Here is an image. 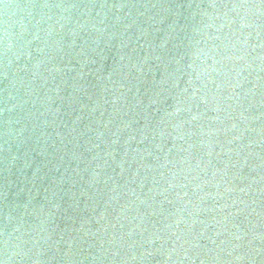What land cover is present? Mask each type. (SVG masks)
<instances>
[{
	"label": "water",
	"instance_id": "obj_1",
	"mask_svg": "<svg viewBox=\"0 0 264 264\" xmlns=\"http://www.w3.org/2000/svg\"><path fill=\"white\" fill-rule=\"evenodd\" d=\"M9 207L28 264H264V0H0Z\"/></svg>",
	"mask_w": 264,
	"mask_h": 264
},
{
	"label": "clouds",
	"instance_id": "obj_2",
	"mask_svg": "<svg viewBox=\"0 0 264 264\" xmlns=\"http://www.w3.org/2000/svg\"><path fill=\"white\" fill-rule=\"evenodd\" d=\"M5 50L10 52L12 43V34L6 31L5 34ZM18 208H8L7 220L0 230V254L3 259H0V264H28V261L33 259L36 251L44 240L41 233L44 231V221L41 219L40 224L34 227L31 231L24 230L22 227V219L14 215ZM24 209L29 213V207L26 205ZM30 215H36L39 219V214L33 210ZM31 233L28 239L24 237ZM28 245V247H25ZM34 264V262H33Z\"/></svg>",
	"mask_w": 264,
	"mask_h": 264
}]
</instances>
